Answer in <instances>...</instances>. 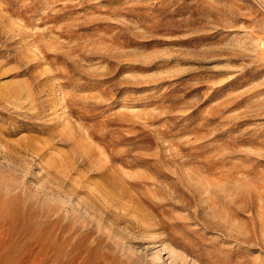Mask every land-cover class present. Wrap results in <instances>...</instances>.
Returning <instances> with one entry per match:
<instances>
[{"label":"rangeland","instance_id":"374dc122","mask_svg":"<svg viewBox=\"0 0 264 264\" xmlns=\"http://www.w3.org/2000/svg\"><path fill=\"white\" fill-rule=\"evenodd\" d=\"M0 264H264V0H0Z\"/></svg>","mask_w":264,"mask_h":264}]
</instances>
